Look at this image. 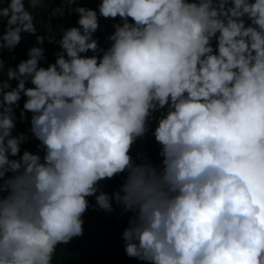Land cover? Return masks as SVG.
<instances>
[{
	"label": "clouds",
	"instance_id": "1",
	"mask_svg": "<svg viewBox=\"0 0 264 264\" xmlns=\"http://www.w3.org/2000/svg\"><path fill=\"white\" fill-rule=\"evenodd\" d=\"M24 36L0 59V264H59L116 210L137 264H264V0H0V53Z\"/></svg>",
	"mask_w": 264,
	"mask_h": 264
},
{
	"label": "trees",
	"instance_id": "2",
	"mask_svg": "<svg viewBox=\"0 0 264 264\" xmlns=\"http://www.w3.org/2000/svg\"><path fill=\"white\" fill-rule=\"evenodd\" d=\"M82 4L87 7H94L96 0H80ZM51 3L55 5L59 3V0H51ZM33 12L34 16L43 19L46 17V10L43 8L29 9ZM76 15H66L61 18H56L52 21L53 30H56L57 26H73L75 24ZM111 21L100 20L101 30L95 34L98 42L101 46H106L105 36L109 34L112 29L110 27ZM39 34L43 35L41 29ZM34 44L33 36H24L14 50L15 60H8L9 53H0V59H4L7 63L15 65V63L25 58V51L28 47ZM46 55L48 60H52L51 53L55 50L53 46L45 44ZM14 84V82H13ZM22 103V101H21ZM26 127L24 125H17V131H23ZM32 142L22 147H27L30 150L34 148ZM134 151L145 153L151 157L154 161L158 162L156 152L158 146L153 143L150 135H147L143 141H138L134 145ZM119 183V179L112 181H106L104 191L111 192ZM119 217V218H118ZM126 222V215L123 217L119 216V211H114L111 215H105L103 212L88 211L84 216V233L81 237L73 239L69 244L58 250L57 259L59 264H137V261L125 257L121 241L119 239L120 233L123 230Z\"/></svg>",
	"mask_w": 264,
	"mask_h": 264
}]
</instances>
